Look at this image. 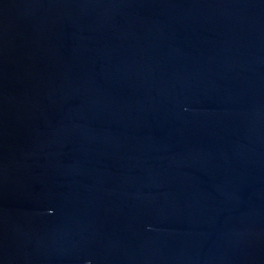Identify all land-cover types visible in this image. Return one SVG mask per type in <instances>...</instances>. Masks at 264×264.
Segmentation results:
<instances>
[{
  "label": "water",
  "instance_id": "water-1",
  "mask_svg": "<svg viewBox=\"0 0 264 264\" xmlns=\"http://www.w3.org/2000/svg\"><path fill=\"white\" fill-rule=\"evenodd\" d=\"M264 0H0V204L125 129Z\"/></svg>",
  "mask_w": 264,
  "mask_h": 264
}]
</instances>
